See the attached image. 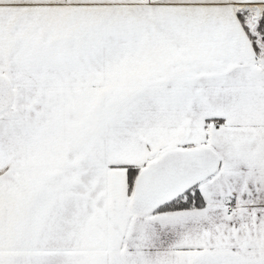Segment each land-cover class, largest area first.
Segmentation results:
<instances>
[{"label":"snow or ice","instance_id":"6c2138e0","mask_svg":"<svg viewBox=\"0 0 264 264\" xmlns=\"http://www.w3.org/2000/svg\"><path fill=\"white\" fill-rule=\"evenodd\" d=\"M0 264H264V0H0Z\"/></svg>","mask_w":264,"mask_h":264}]
</instances>
